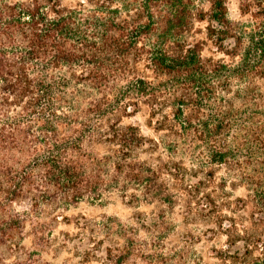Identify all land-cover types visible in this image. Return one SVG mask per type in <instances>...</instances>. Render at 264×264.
Segmentation results:
<instances>
[{"label": "clouds", "instance_id": "clouds-1", "mask_svg": "<svg viewBox=\"0 0 264 264\" xmlns=\"http://www.w3.org/2000/svg\"><path fill=\"white\" fill-rule=\"evenodd\" d=\"M145 2L0 0V13L15 9L20 21L10 27L9 16L0 19V264H264V211L253 182L264 171L257 139L264 116L254 118L258 108L264 111V80L242 75L243 49L231 58L213 48L214 60L241 75L211 102L204 99L198 118L157 69L160 33L142 41L139 47L151 51L127 66L104 62L101 68L88 57L61 59L57 67L49 63L52 55L29 56L26 36L58 31L55 24L102 45L105 28L96 21L130 30L162 17L175 22L172 0L149 9L152 21ZM188 7L189 41L207 40L209 28L214 39L232 29L247 44V34L259 31L257 18L264 19V0H191ZM225 44L235 47V39ZM208 55L207 49L201 54ZM8 85L16 90H5ZM225 115L230 124L218 135L215 118ZM118 135H127V148ZM17 184L21 195H11Z\"/></svg>", "mask_w": 264, "mask_h": 264}, {"label": "trees", "instance_id": "trees-1", "mask_svg": "<svg viewBox=\"0 0 264 264\" xmlns=\"http://www.w3.org/2000/svg\"><path fill=\"white\" fill-rule=\"evenodd\" d=\"M191 0H172L171 7L177 9L175 22L167 17H162L159 23L151 22L146 28H134L129 29L128 26L122 24H116L114 21H110V27L103 25L100 21H96L98 27H104L105 30L100 33V38L103 41L102 45H97L95 41L89 42L87 36H78L67 24H55L53 27L58 31L49 30L44 35L32 34L30 38L33 51L29 53V56L33 58H46L52 55V61L49 63H55L59 66L61 59L64 63H70L75 61L79 63L80 59L88 60L89 63L93 61L100 64L101 68L104 67V62L109 63V68L112 64L129 65L133 59H143L145 54L150 52L148 49H141L140 43L154 33H160L158 37V46L155 48V62H157V69L161 75L167 76L169 82L179 92L182 93L180 98V104L184 105L185 109H191L194 114L193 118H198L200 113L205 108L204 99L209 102L216 97L217 93L221 90L229 88L232 79L238 78L241 73L238 70L229 71V67L224 61L214 60L213 48L218 51L225 52L231 58L240 54L241 49L244 50V62L245 71L242 74L245 78H250L253 81L257 79L264 80V19L257 18V25L259 31H254L247 34L248 43L245 44V35H236L235 31L230 29L229 31H221L219 38H215L216 31L212 28L208 29L209 35L207 40L189 41L188 37L192 34V23L190 20L189 7ZM163 4V0H156L153 4V0H146L144 4V10L149 12L148 19L152 21L153 13L149 11L152 7H159ZM104 7V5H101ZM219 7V5H217ZM9 16L10 19L5 21L10 27L19 25L20 21L17 19V13L15 9L7 13H0V19L3 16ZM113 16L118 15L117 12H112ZM142 20L143 17L141 16ZM203 20V16L200 17ZM35 27V25H33ZM200 32L197 29V34ZM258 37V39H257ZM232 38L235 39V47L229 48V45L225 44V40ZM75 41V42H74ZM131 41V43H129ZM189 43L193 46L188 47ZM83 45V47H81ZM205 49H210L211 55L207 57L201 56ZM185 50H187V56H185ZM3 54L0 53V73L5 70V61L2 58ZM103 57L104 61L99 58ZM137 59V63L139 62ZM47 66V65H46ZM120 68L117 67L116 71ZM20 73L27 71V65L20 67ZM8 75H12L9 71ZM106 78V77H105ZM26 79V76L23 77ZM101 77L97 75V80ZM21 81H18V84ZM143 84V81H141ZM31 82L29 81V87ZM259 87V85H255ZM17 85H8L5 90L11 88L16 90ZM37 87L41 90L44 89L42 83L37 84ZM25 89L24 92H27ZM201 97L200 99H193L192 94ZM50 95V86L49 92ZM264 99V97H262ZM39 103V101H37ZM220 103H223L221 98ZM183 115V112H178L176 119H179ZM264 116V111L259 108L254 114V118ZM167 120V117L165 118ZM217 120L216 132L219 135L222 133L231 121L230 115H225L223 119L220 117L215 118ZM211 121L204 122L203 126L205 129H210ZM51 127V125H48ZM191 126L184 129L188 132ZM130 131H134L130 129ZM264 131L261 132L260 136H257L258 140L262 141L264 146ZM116 139L122 140L124 146L128 147L127 135L121 137L117 136ZM211 132L209 133V142H213ZM135 140V137H133ZM218 143V141H216ZM43 143V141H41ZM56 150L60 151V145L57 144ZM63 155V153L61 154ZM217 159L223 161L222 156H217ZM55 167V162L50 161ZM120 169V165H117ZM63 174V173H62ZM214 172H209L208 176L214 178ZM135 179L139 180L140 177L136 176ZM29 178L25 177V181ZM71 180V177H69ZM145 182L152 185V180L146 178ZM253 182L257 186V197L259 198V204L261 210L264 211V171H261L257 176L253 177ZM20 184L16 185V192L11 195H21ZM150 189V190H149ZM148 190L151 191V187ZM215 215V213H213ZM261 224H264V217L260 220ZM13 225L18 226L17 222L13 221ZM260 235L264 236V231L260 232ZM258 239V238H257ZM250 255V253H249ZM244 264H247L245 260Z\"/></svg>", "mask_w": 264, "mask_h": 264}, {"label": "rangeland", "instance_id": "rangeland-1", "mask_svg": "<svg viewBox=\"0 0 264 264\" xmlns=\"http://www.w3.org/2000/svg\"><path fill=\"white\" fill-rule=\"evenodd\" d=\"M209 50H210V49H207V51H208L209 55H211V52H209ZM204 51H205V50H204ZM204 51H203V52H204ZM209 55H208V56H209ZM117 167H118V166H117ZM119 170H123V169L120 167V169H119ZM149 190H150V189H149ZM162 215H163V214H162ZM117 264H120V262H119V261H117Z\"/></svg>", "mask_w": 264, "mask_h": 264}]
</instances>
